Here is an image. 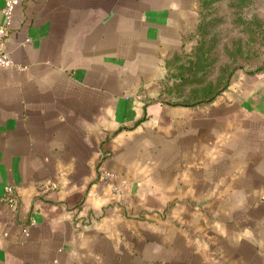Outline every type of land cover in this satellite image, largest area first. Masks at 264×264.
<instances>
[{"label": "crops", "instance_id": "obj_1", "mask_svg": "<svg viewBox=\"0 0 264 264\" xmlns=\"http://www.w3.org/2000/svg\"><path fill=\"white\" fill-rule=\"evenodd\" d=\"M197 5H14L0 264H264V66L236 70L209 101L159 91Z\"/></svg>", "mask_w": 264, "mask_h": 264}, {"label": "rangeland", "instance_id": "obj_2", "mask_svg": "<svg viewBox=\"0 0 264 264\" xmlns=\"http://www.w3.org/2000/svg\"><path fill=\"white\" fill-rule=\"evenodd\" d=\"M202 11L201 33L164 61L165 75L158 86L172 102L194 101L195 89L201 92L204 83L219 85L230 68L253 69L263 61L264 0H206ZM200 58L196 74L182 67Z\"/></svg>", "mask_w": 264, "mask_h": 264}, {"label": "trees", "instance_id": "obj_3", "mask_svg": "<svg viewBox=\"0 0 264 264\" xmlns=\"http://www.w3.org/2000/svg\"><path fill=\"white\" fill-rule=\"evenodd\" d=\"M205 1L206 0H198V5H197V9L196 12L198 13L197 16V21L194 24L193 28L184 35V39H183V45L181 47V49L184 47L185 43L191 39V37H194L197 33H201V28H202V20L205 18V14L203 13V9L205 8ZM264 44V42H263ZM200 50V48H199ZM199 55H202L201 52H199ZM190 60V59H189ZM262 63L260 65H258L255 68H250V69H246V70H252V71H258L261 70L264 66V51H263V57H262ZM191 63H189L188 65H186L185 67L182 66L185 70H187L186 72H190L196 74V67H198V65L201 64V58L197 61L195 60H190ZM238 69V68H236ZM236 69L234 68H230V70H227L225 74L222 75L221 78V82H220V87L219 85H216L215 82L212 83L211 81H208L206 83H204L203 86H201V92L199 89H195L194 92V97H197L198 99L194 100V101H184V102H180V103H198V101H209L212 98H214L218 93H220L222 91L223 88L226 87V84L228 83V81H230L231 76L233 75V73L236 71ZM193 96V95H192Z\"/></svg>", "mask_w": 264, "mask_h": 264}, {"label": "built area", "instance_id": "obj_4", "mask_svg": "<svg viewBox=\"0 0 264 264\" xmlns=\"http://www.w3.org/2000/svg\"><path fill=\"white\" fill-rule=\"evenodd\" d=\"M18 1L19 0H6L1 10L4 21L0 24V66L13 64L12 57L6 47H4L2 39L9 26L11 10H13L14 5L18 3ZM5 191L11 206H15L16 196L11 184L5 185Z\"/></svg>", "mask_w": 264, "mask_h": 264}]
</instances>
